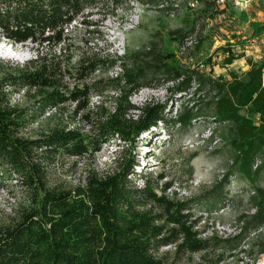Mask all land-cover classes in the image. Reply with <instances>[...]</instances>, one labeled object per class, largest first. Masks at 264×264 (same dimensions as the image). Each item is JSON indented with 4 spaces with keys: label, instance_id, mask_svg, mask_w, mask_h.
I'll list each match as a JSON object with an SVG mask.
<instances>
[{
    "label": "trees",
    "instance_id": "trees-1",
    "mask_svg": "<svg viewBox=\"0 0 264 264\" xmlns=\"http://www.w3.org/2000/svg\"><path fill=\"white\" fill-rule=\"evenodd\" d=\"M125 1L0 0V36L15 43L30 41L36 47L58 46L60 50L69 39L67 30L72 22L78 20L92 26L88 32L97 33L98 22L85 17H105L106 12L114 15ZM140 1L156 4L159 0ZM200 1L205 11L218 8L213 0ZM254 30L264 31V25ZM193 31L194 25L189 31L176 29L171 33L180 45ZM232 47L226 46V65L238 57ZM127 57L129 64L118 63L121 58L117 55L81 56L73 70L69 61L61 65L47 55L23 64L0 61V66L7 68L0 69V185L16 176L26 192V200L18 205L14 218L0 225V264H176L174 259L182 260L186 254L200 252L205 258L218 250L211 256L212 264H217L226 253H243L247 238L261 231L264 186L256 181L264 169V59L246 57V78L231 71V78L227 79L204 75L199 68H185L173 51L154 46L146 51L133 50ZM116 65L121 66V71L107 79L114 89V104L110 108L102 103L94 121L90 118L89 96L98 80L87 79L93 80L91 75L101 68ZM154 75L160 84L174 83L172 89L167 84L173 94L180 98L189 96L175 114L166 110V101H148L140 107L130 102V95L138 88L152 85L150 79ZM70 76H75L76 82L64 81ZM25 88L26 95L35 100L33 107H19L11 102L10 94ZM103 92L95 91L99 96ZM66 104H73L74 115L84 113L90 132L75 125L57 124L35 136L22 135L30 117ZM133 110L140 111L137 117ZM209 117L220 127L225 125L224 138L232 158L230 167L205 198L208 204H215L226 195L232 174L253 185L248 196L250 212L241 213L238 231L225 237L215 233L202 237L196 231L198 220L193 219L190 210L196 198L168 196L169 183L159 182L164 177L162 172L153 179L138 171L140 185L130 178L139 165L133 155L139 135L155 134L160 128L171 132L174 126L190 127L196 119ZM114 138L130 146L114 169L104 173L91 169L83 182L74 187L48 185V170L58 157L92 156L103 142ZM139 141L141 145L145 142ZM191 155L195 157L194 153ZM189 170L191 174L193 170ZM168 245L172 248L160 251Z\"/></svg>",
    "mask_w": 264,
    "mask_h": 264
},
{
    "label": "rangeland",
    "instance_id": "rangeland-1",
    "mask_svg": "<svg viewBox=\"0 0 264 264\" xmlns=\"http://www.w3.org/2000/svg\"><path fill=\"white\" fill-rule=\"evenodd\" d=\"M180 1L183 7L173 18L168 17L165 11H149L145 8L138 26L130 31H124L123 34L122 29L120 30L124 16L123 10L115 11L114 15L106 12L105 17L98 14L85 17L98 22L97 33L88 32L92 26L87 27L75 20L69 25L68 30L66 29L69 39L65 40L60 50L58 46L53 47L49 44L36 47L30 41L21 45L0 36V61L3 64H23L26 60H34L36 56L47 55L50 58L54 57V60L59 61L61 65L63 63L67 65L69 61L73 70V65L81 56L95 53L101 57L117 55L121 58L117 59L118 63L121 61L129 64L127 57L129 52L146 51L148 47L154 46L157 49L173 51L179 63L188 69L192 67L196 69L197 62L202 61L206 66L198 71L212 78L222 76L230 79L229 73L232 71L237 77L245 79V71L248 69L245 58L264 59V31L254 30L256 26L264 25V0H225V5L214 9L216 11L212 8L205 11L204 4L198 9L189 10L184 6L186 0ZM193 25L194 30H197L198 42L192 46V50L181 53L177 44L178 39L174 38L171 32L176 29L186 32L191 30ZM237 30L239 33L235 32ZM229 44L234 46L232 50L238 57L233 60V63L226 65L223 57L226 54V46ZM207 58H209L208 61ZM116 66L96 71L91 75L94 81L87 79L88 82L98 80V83L93 85L94 92L89 96L91 119L100 114L99 106L102 103L110 108L114 104L112 97L114 89L110 87L111 84L107 79L115 77L116 71L120 72ZM0 69L7 71L6 65H1ZM157 77L154 75L150 79L152 85L140 87L132 93L130 102L140 107L148 101L158 103L166 101V110L175 114L189 96L180 98L179 94H173L170 88L167 89V84L172 89L174 83L160 84ZM64 81L71 83V81L76 82V79L75 76L74 78L70 76ZM101 89L104 92L99 96L95 91ZM25 90L26 88L14 90L10 94L11 102L19 107H33L35 100L26 95ZM72 105L66 104L55 110L47 109L41 115L30 117L22 135L35 136L57 124H67L70 127L75 125L85 133L90 132L89 123L83 118L84 113L74 115L71 113ZM139 113L138 110L132 111L134 117H137ZM191 124L190 127L174 126L170 129L171 132L160 128L155 134L139 135L133 147V155L139 159V165L134 169L135 175L130 178L140 185L142 181L136 174L138 171L153 179L157 173L162 172L164 177L159 182L169 183L166 190L168 196L178 199L196 198V203L190 210L193 219L198 220L195 229L202 237L213 233L223 237L230 233L234 234L240 225L239 215L250 212L248 196L251 194L253 185L244 177L232 174L229 177L226 195L219 198L215 204H208L209 201L205 198L209 196L208 193L213 184L230 167L232 154L224 138L225 125L220 127L219 124L213 123L210 117L198 118ZM140 139H144L145 146L141 145ZM129 148L128 144L114 138L109 142H103L100 150L94 152L92 156L80 159L61 155L48 170V185L74 187L83 182L86 173L91 169L98 173L114 169ZM193 153L195 157H191ZM262 158L264 160V153ZM189 169L193 170L191 174ZM15 178L16 176H13V179L11 178L4 186L0 185V225L13 219L18 205L26 200V192ZM256 183L264 186V169ZM263 243L264 226L257 235L251 234L247 238V243H244L242 247L245 249L243 253L240 251L233 255L226 253L217 264H264V252H261ZM171 248L169 245L164 246L160 251L166 252ZM217 252L218 250L214 253L210 252L205 258H201L200 252L186 254L182 260L179 257L174 259V262L176 264H212L214 259L211 256Z\"/></svg>",
    "mask_w": 264,
    "mask_h": 264
},
{
    "label": "built area",
    "instance_id": "built-area-1",
    "mask_svg": "<svg viewBox=\"0 0 264 264\" xmlns=\"http://www.w3.org/2000/svg\"><path fill=\"white\" fill-rule=\"evenodd\" d=\"M217 7L221 8L225 5V0H213ZM185 8L189 10H195L202 7L203 3L200 0H186ZM183 5L180 0H159L156 4H152L147 1L140 0H126L117 10H123L124 16L122 17V23L120 30L122 29V34L134 29L138 26L140 22V16L145 12V8L149 11L162 10L165 11L167 16L170 18L175 17L177 12L182 9ZM116 10V11H117ZM120 26V24H119ZM125 31V32H124ZM198 42L197 38V30L195 29L193 33L188 36L185 41L178 46L180 48V52H187L192 50V46ZM206 65L202 61L197 62V68L202 69ZM121 71V66L117 65ZM119 71H116L118 73Z\"/></svg>",
    "mask_w": 264,
    "mask_h": 264
},
{
    "label": "crops",
    "instance_id": "crops-1",
    "mask_svg": "<svg viewBox=\"0 0 264 264\" xmlns=\"http://www.w3.org/2000/svg\"><path fill=\"white\" fill-rule=\"evenodd\" d=\"M247 1H249V0H247ZM247 1H246V2H247ZM235 32H236V33H237V32L239 33V31H238V30H237V31H235Z\"/></svg>",
    "mask_w": 264,
    "mask_h": 264
},
{
    "label": "clouds",
    "instance_id": "clouds-1",
    "mask_svg": "<svg viewBox=\"0 0 264 264\" xmlns=\"http://www.w3.org/2000/svg\"><path fill=\"white\" fill-rule=\"evenodd\" d=\"M17 44H21V43H17ZM22 45V44H21Z\"/></svg>",
    "mask_w": 264,
    "mask_h": 264
}]
</instances>
